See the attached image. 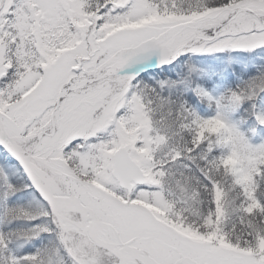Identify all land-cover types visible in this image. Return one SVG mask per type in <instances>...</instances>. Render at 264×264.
<instances>
[{"label": "snow or ice", "instance_id": "obj_1", "mask_svg": "<svg viewBox=\"0 0 264 264\" xmlns=\"http://www.w3.org/2000/svg\"><path fill=\"white\" fill-rule=\"evenodd\" d=\"M0 264H264V0H0Z\"/></svg>", "mask_w": 264, "mask_h": 264}]
</instances>
